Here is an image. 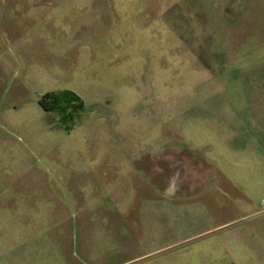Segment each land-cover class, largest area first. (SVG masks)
<instances>
[{
    "label": "rangeland",
    "instance_id": "1",
    "mask_svg": "<svg viewBox=\"0 0 264 264\" xmlns=\"http://www.w3.org/2000/svg\"><path fill=\"white\" fill-rule=\"evenodd\" d=\"M0 264H264V0H0Z\"/></svg>",
    "mask_w": 264,
    "mask_h": 264
},
{
    "label": "trees",
    "instance_id": "2",
    "mask_svg": "<svg viewBox=\"0 0 264 264\" xmlns=\"http://www.w3.org/2000/svg\"><path fill=\"white\" fill-rule=\"evenodd\" d=\"M39 104L46 112L57 113H65L70 105H73L75 110L83 107L80 99L71 92L47 93L40 99Z\"/></svg>",
    "mask_w": 264,
    "mask_h": 264
}]
</instances>
